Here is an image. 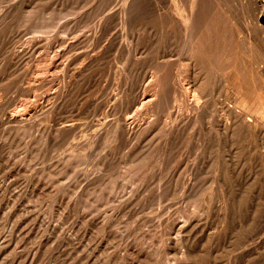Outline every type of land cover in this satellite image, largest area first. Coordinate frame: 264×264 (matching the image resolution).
<instances>
[{"label": "rangeland", "instance_id": "obj_1", "mask_svg": "<svg viewBox=\"0 0 264 264\" xmlns=\"http://www.w3.org/2000/svg\"><path fill=\"white\" fill-rule=\"evenodd\" d=\"M152 13V0H0V264H214L201 230L216 226V177L255 139L222 122L246 101L264 128V75L174 123L185 90L171 105L167 20Z\"/></svg>", "mask_w": 264, "mask_h": 264}, {"label": "bare ground", "instance_id": "obj_2", "mask_svg": "<svg viewBox=\"0 0 264 264\" xmlns=\"http://www.w3.org/2000/svg\"><path fill=\"white\" fill-rule=\"evenodd\" d=\"M119 9H122V7ZM119 9L117 11H119ZM152 11L154 13L153 17H155V15H163L167 20L166 55L168 57V63L166 66L169 71V75L168 78H162L160 76V80L165 84L163 90L167 89L170 93L169 100L171 101V105L173 103L174 107H177V103L179 101V95H177L176 87L178 86L180 90H185V92L182 91L183 95L185 96V111L178 112L179 109L175 108L178 110L177 112H169L170 118L172 121H174V123H186L199 119L200 115L205 113L206 108L204 104L206 105L211 97V92L215 88L224 89L228 86L227 82H230L232 87L237 90L238 93H240L242 96H247L246 91L249 90V85H247L246 78L248 77L250 79V86H256L260 74L264 75V0H152ZM117 13H115V15ZM127 15L128 14L126 13V21ZM112 16H114V14H112ZM159 68H161V66ZM153 71L156 70H152L151 72ZM137 82L138 83H135L139 85L140 81ZM140 93L141 91H139V94ZM222 94L225 95L224 93ZM147 97L148 96L143 97V104L153 102L152 100H148ZM224 97L226 99V97L229 96ZM224 101L226 102V100ZM244 102L243 108L231 106L232 104L228 106L229 103L227 104V113L225 115L224 121L222 120V125L224 124L223 127L225 128H233L237 137H239L242 133H244V135L245 133L247 135H254L255 139L254 141H251L253 147L249 150L245 149V152H241L239 145L235 147V152L232 153V167H230L226 173V175L228 174L227 176L229 177V181L226 180L227 177H225V172L223 173L222 171H218L220 173L216 177L214 189V191L216 190V200L214 206L212 205L216 215V226L213 231L210 232V230H208L209 226L207 228L206 224H202L203 227L201 230V238L203 244L207 242H211L213 244L211 247L212 252L210 253L214 255V258L212 259L214 260V262H212L214 264H253L254 262H262L264 264V202L261 201L264 199V156L257 149L258 146H264V128L262 129L259 127H254L253 121L249 117V107H247L248 105L246 104V101ZM159 103L160 101H158V104ZM133 104L135 103L133 102ZM162 108L163 107L160 109L161 112H163ZM207 113L208 112L205 114ZM214 113L216 114V112ZM222 113L225 112L222 111ZM217 118L219 119V117ZM132 126L128 125L126 120H123L118 124L116 129H120V134L122 135H128L131 133L135 134ZM99 127L97 130H99ZM194 128H196V126ZM159 129L160 128L157 130ZM205 131L206 130H204V132ZM150 132H152V130H150ZM214 133H216V131ZM221 133L223 132L221 131ZM149 135H152V133ZM138 137L141 138L143 136ZM216 138L218 139V137ZM225 141L228 142L227 140ZM214 149L215 148L212 150ZM138 160L141 161L142 159ZM210 196L211 195H209V197ZM191 197L194 196H190V198ZM243 198H245V201L242 200ZM198 205L200 206V204ZM202 250L205 252L204 247H202Z\"/></svg>", "mask_w": 264, "mask_h": 264}]
</instances>
